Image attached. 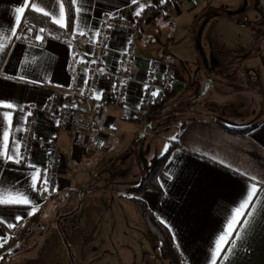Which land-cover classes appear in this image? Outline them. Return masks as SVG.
Wrapping results in <instances>:
<instances>
[{"label":"crops","instance_id":"crops-1","mask_svg":"<svg viewBox=\"0 0 264 264\" xmlns=\"http://www.w3.org/2000/svg\"><path fill=\"white\" fill-rule=\"evenodd\" d=\"M149 1L77 0L74 4L71 0L74 21L67 39H56L39 28L29 41L17 39L26 13L45 17L65 29L54 22L60 18L61 4L67 22L63 0H0V41L5 45L0 51V194L21 195L30 201L27 205H0V245L34 219L42 217V223H47L52 213L67 210L66 221L77 225L85 222L91 225L88 228L105 233L106 247H88L89 259L104 258L108 264H168L161 260L159 249L155 256L145 237L140 211L130 196L152 166L141 140L157 137L148 133L155 126L139 118L151 62L157 59L162 67H172L176 72L164 94L169 101L186 85H201L203 78L199 72L190 76L178 49H192L193 39L200 46L204 17H226L242 26L225 10L238 7L243 14L253 10L261 18L264 10L259 7L264 9V0H251L250 5L243 0V7L241 3L231 6L236 2L222 6L218 0H167L159 16L142 24L121 106L114 105L110 91L122 66L119 56L129 50L130 40L128 33L112 32L99 84L85 106L89 111L97 105L95 117L100 131L96 135L70 126L57 130V122H48L41 113L55 89L85 88L102 19L129 14L132 9L140 11ZM153 3L156 5L157 0ZM18 7L25 8L19 25L15 23ZM260 28L264 33V24ZM260 51L264 71V46ZM208 65L199 66L208 79L202 95L211 92L213 83ZM253 75L260 100L253 120L234 125L213 117H192L178 134L163 138L166 143L162 151H169V156L158 178L162 193L135 192V199L144 202L169 230L183 264H264V72L263 77ZM7 104L13 107H5ZM32 110L36 132L31 148L23 151L21 141ZM226 128L246 130L234 133ZM52 140L57 141L62 157L58 193L47 204L40 200L38 188ZM253 186L256 192L242 210L244 215L236 217L240 222L228 237V224ZM222 236L228 242H221L219 253L214 255Z\"/></svg>","mask_w":264,"mask_h":264},{"label":"rangeland","instance_id":"rangeland-1","mask_svg":"<svg viewBox=\"0 0 264 264\" xmlns=\"http://www.w3.org/2000/svg\"><path fill=\"white\" fill-rule=\"evenodd\" d=\"M247 1L250 5L251 0ZM218 2L222 6L231 2H236L231 6L241 3L243 7L245 4L243 0ZM259 9L264 10L260 7ZM225 12L242 26L226 17H204L201 25H206L200 38V46H196V39H193L192 49L187 46L178 49L190 76L199 72V78H203V81L199 86L186 85L182 92L170 101L163 94L152 103L151 113L145 124L155 126V129H149L148 133L157 137L146 136L141 140L145 148V158L150 157L148 162L151 165L164 155V139L178 134L192 117L207 116L225 123L245 125L250 119H254L259 109L260 100L253 74L257 73L263 77V53L258 51L264 46V33L260 31L264 16L259 18L253 10L243 14L238 7L227 8ZM207 63L210 64L207 70L213 83L210 86L211 92L202 95L208 79L206 80L199 66L205 68ZM177 68L181 70V65H177ZM145 161L147 165L148 162ZM133 192L131 191L130 196L135 199ZM66 211L52 213L47 223H42V217H38L18 230L11 239L2 244L5 247L0 252V264H108L104 258L99 261L89 259L91 253L88 252L90 246L106 247L105 233L100 229L97 231L88 228L90 224L85 222L77 225L73 224L72 220L66 221ZM38 222L40 225L31 229V225ZM143 230L156 256L158 244L151 240L145 226ZM106 238L108 241L107 235Z\"/></svg>","mask_w":264,"mask_h":264},{"label":"built area","instance_id":"built-area-1","mask_svg":"<svg viewBox=\"0 0 264 264\" xmlns=\"http://www.w3.org/2000/svg\"><path fill=\"white\" fill-rule=\"evenodd\" d=\"M154 1L150 0L145 3L140 11L132 9L129 14L106 16L102 19L97 33L95 49L90 56L87 66L85 88L55 89L41 108V113L48 122H57V130L70 126L80 133L89 135H96L100 131V124L95 117L97 105L94 104L89 111L85 110V106L90 102L99 84L101 67L107 55L109 36L112 32L129 34L130 48L126 53H122L119 56L122 66L118 69L117 76L114 78L115 85L110 91L114 105L121 106L124 103L125 80L129 76V68L134 58L133 51L140 39L142 24L150 17L160 15L167 0H157L156 5L153 3ZM38 29L39 27L34 20L24 18L17 31V39L33 40ZM158 74L159 77H157ZM174 76L175 70L172 67H162L157 59L151 62L145 94L139 105V118L141 120L146 121L151 113V106L155 99L169 91ZM35 132L36 123L34 110H32L21 141L23 151L31 148ZM61 157L57 141L52 140L48 145L47 166L38 188L40 200L47 204L58 193V168ZM35 225L38 227L40 223L31 225V229Z\"/></svg>","mask_w":264,"mask_h":264},{"label":"trees","instance_id":"trees-1","mask_svg":"<svg viewBox=\"0 0 264 264\" xmlns=\"http://www.w3.org/2000/svg\"><path fill=\"white\" fill-rule=\"evenodd\" d=\"M66 16L67 26L65 29H60L54 26L47 18L40 15L33 14L31 12L26 13L25 18H31L36 22L39 28L45 30V32L59 40H65L71 33L74 13L71 0H63ZM229 132H243L246 129H233L226 128ZM169 156V151H166L164 155L154 161L147 174L142 179L140 185L132 189L134 192L152 191L155 193H162L161 187L158 183L159 175L163 169V166ZM133 204L139 209L141 218L149 233L151 240L158 244L159 256L162 261L169 262L170 264H183L172 239L169 230L154 216V214L147 208V206L139 199H132ZM5 246L0 245V252Z\"/></svg>","mask_w":264,"mask_h":264},{"label":"snow or ice","instance_id":"snow-or-ice-1","mask_svg":"<svg viewBox=\"0 0 264 264\" xmlns=\"http://www.w3.org/2000/svg\"><path fill=\"white\" fill-rule=\"evenodd\" d=\"M72 2L75 4V3H77V0H72ZM79 10L80 9H77V11H79ZM36 11L43 12V14L45 16L49 15L48 12L43 11L42 9H39V8H37ZM16 12L18 13V15L15 18V23L17 25H19L21 23V15L20 14H23L25 12V8L24 7H18L16 9ZM54 22L59 24L61 27H66L67 26V22L65 20V13H64L63 4H61L60 18L55 20ZM42 31H43V29H41V32ZM37 39L39 40L40 37L37 36ZM4 47H5V45L3 44L2 41H0V51H3ZM4 106L5 107H9V108L13 107L11 104H7V105H4ZM5 135H7V133H5ZM11 158L12 157L9 156V159H11ZM33 179L34 180L37 179V176H34ZM45 183H46V181H45ZM161 186L162 187H166V185H164V184H162ZM255 192H256V189H255V186H253V188L251 189V191H250V193L248 195V198L244 201V203L241 204L240 208H238L236 210V213H235V216H234L233 220H231L229 222V224H228V229H227V236L228 237H230L232 235V232L235 230V225L240 222L239 220L236 219V217L244 215V212L242 210L248 207L249 203L252 200V196L255 194ZM28 203H30V201L26 197H22L21 195L5 196L3 194H0V205H18V204L27 205ZM248 214L251 215V213H248ZM244 223H247V221H244ZM238 236H239V234L237 233V237ZM221 242L227 243L228 242L227 237L222 236L220 238V241H218L217 251H216V253H214V255L219 253V251H220L219 245H220Z\"/></svg>","mask_w":264,"mask_h":264},{"label":"water","instance_id":"water-1","mask_svg":"<svg viewBox=\"0 0 264 264\" xmlns=\"http://www.w3.org/2000/svg\"><path fill=\"white\" fill-rule=\"evenodd\" d=\"M207 88H208V85L205 86V91H206Z\"/></svg>","mask_w":264,"mask_h":264}]
</instances>
